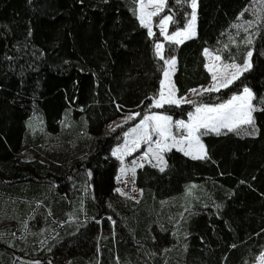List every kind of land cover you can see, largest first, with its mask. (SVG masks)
Listing matches in <instances>:
<instances>
[{
    "label": "trees",
    "instance_id": "trees-1",
    "mask_svg": "<svg viewBox=\"0 0 264 264\" xmlns=\"http://www.w3.org/2000/svg\"><path fill=\"white\" fill-rule=\"evenodd\" d=\"M253 1L197 0L196 35L164 48L165 59L177 60L179 97L211 83L207 48L240 65L251 51V68L192 104L156 108L149 106L165 63L155 44L163 37L141 25L139 0H0V264L22 255L46 264L257 261L264 251V11L251 44L236 27L251 18ZM191 12V0H166L170 32L185 28ZM245 87L254 93V133L203 135L205 159L171 149L164 171L137 169L139 200L117 196L112 149L123 128L106 133L112 121L126 112L188 118L201 103H223Z\"/></svg>",
    "mask_w": 264,
    "mask_h": 264
},
{
    "label": "snow or ice",
    "instance_id": "snow-or-ice-1",
    "mask_svg": "<svg viewBox=\"0 0 264 264\" xmlns=\"http://www.w3.org/2000/svg\"><path fill=\"white\" fill-rule=\"evenodd\" d=\"M154 5L155 11L145 12V8ZM165 6L164 0H149V4L146 5L144 0H139V20L141 25L148 28V35L152 36L154 33L152 32L151 27H149V21L151 17L158 15L160 11L163 10ZM191 21L189 22L187 28H184L179 31H174L171 35L167 33V27L172 21V17L165 16L163 19L159 21V26L161 29L160 34L164 36L165 40L172 43H183L185 39H189L195 35V20H196V8H197V0H191ZM252 22H249L251 26ZM248 44H251L252 41L249 39L246 41ZM164 45L161 43H157L155 45L156 55L164 61L166 65H169L173 71L175 68V58L165 59L163 54ZM205 54H209L208 50L205 49ZM252 56V52H247V58L244 60L243 65H238L236 63L225 64L223 69H217L216 72L213 73L212 79L215 82L212 87L205 89L204 91L212 92L218 91L220 88H227L230 84H232L235 80L239 79L240 75L244 72L248 71L251 68V64L249 63V59ZM217 60H220V57H216ZM232 69L233 71L229 72L228 70ZM212 71V69H209ZM218 73V74H217ZM163 75L165 79H168L170 73L167 69L164 70ZM162 89L159 93L158 98H154L153 104L149 107L162 108L164 105H179L181 102L192 104L191 100H182L175 98V88L174 85H171L168 91V94L165 95L163 90V81L161 82ZM196 92L195 89L191 90ZM253 95L251 91L245 87L243 89V93L240 95H233L229 100L225 103L215 104V105H206L201 103L196 107L195 113H189L188 122L183 120H179L175 122V127L178 130H185L187 135L181 136L180 139H177L176 135L173 134L172 127L173 122L172 118L167 115L152 113L149 115H144L140 120L139 124H137L134 128L130 129V133L134 135V138L131 140L129 144L126 141L124 155H128L131 151H135L140 147L141 142H145L149 144L148 152L144 153V158L146 159L149 153L152 154L153 158L158 160L162 167H160V171H164V167H166V161L162 155L163 152L171 150L173 147H177V145H183L187 142L188 150H185L181 147L179 150L183 151L186 156H191L193 159H205L207 157V152L204 149V145L200 142V137L203 135H208L209 133H215L217 135L222 133V130H227L228 132H233L238 129H241L242 125H253L254 121L252 118V112L255 111L251 104V100ZM136 115L134 114L132 117H128L127 119H134ZM245 134H252L244 130ZM128 132L125 133V136H129ZM156 137L155 141H153V137ZM169 140H171V144H169ZM155 144V147H151L152 144ZM193 144L197 146V151H193ZM121 149H116L113 152V155H120ZM123 159V156H120ZM157 166V165H154ZM143 167L142 164L138 165L135 161H133V166L130 169H121V174H125L126 172H131L133 177L135 176L136 168ZM119 179V177H118ZM117 192L124 194L121 189H116ZM264 264V254L259 258Z\"/></svg>",
    "mask_w": 264,
    "mask_h": 264
},
{
    "label": "rangeland",
    "instance_id": "rangeland-1",
    "mask_svg": "<svg viewBox=\"0 0 264 264\" xmlns=\"http://www.w3.org/2000/svg\"><path fill=\"white\" fill-rule=\"evenodd\" d=\"M144 3L146 5H148L149 4V0H144ZM164 3L166 4V0H164ZM164 9H165V6H164L163 10L158 13V15L151 17V19L149 21V27H151L152 32L154 33V35H155V29L156 28H158L159 32H161V29H160V26H159V21L161 19H163L165 16H170V15H163ZM155 10H156L155 6L154 5H150V6L146 7L144 11L147 13V12H152V11H155ZM196 10H197V8H196ZM248 10H249V15H251V18H249V19H245V18L240 19L238 21L236 27L241 29L244 32H248V37H249V39H251L252 38V33H253V27L255 26L257 21L260 20L261 17H262V14H263V11H264V0H254L252 2V4L249 6ZM139 15H140V12H139V2H138V16ZM249 22H252L251 26L249 25ZM170 23L168 24V27H167L168 35H171L174 32V31L170 32V29H169ZM188 24H187V26H188ZM187 26L185 28H187ZM194 27H195V35H196V33H197V18L195 20V26ZM179 30H182V29H178L177 31H179ZM162 37H163V40L162 41H157L156 44L157 43H161V44L164 45V48H165V43L169 42V41L165 40L164 36H162ZM185 40H187V39H185ZM164 48H163V54H164ZM207 50H208L209 54H205V53L204 54H205V58H206V62H207L206 63L207 69L208 70L212 69V71L209 70V72L211 73V76H213V73L216 72L217 69H221L222 70L223 66L225 64L236 63V62H224L219 54L214 53L209 48H207ZM217 56L220 57V60L216 59ZM171 58H173V57H171ZM171 58H169V59H171ZM174 58H175V61H176L174 71L169 65L165 64V69H167L169 71V73H170V76H169L168 79H165L164 75L162 77V81H163V85H164L163 90L165 92V95L168 94L170 86L174 85L175 93H176V95H175L176 99L194 101L197 98L198 95H200L203 92H205L204 91L205 89H208V88L212 87L213 84L215 83L213 81V79H212V81H211V83L209 85L195 88L196 92L190 91L187 95H185L183 97H179L177 95V88H176V85H175V82H174V73L176 71V64H177L176 57H174ZM248 59H249V63L251 64V58H248ZM236 64H238V63H236ZM238 65H240V64H238ZM228 71L231 72L233 70L229 69ZM161 89H162V84H161L159 93H160ZM248 89L251 91V93L253 95V98H254V93H253L252 89H250V88H248ZM159 93L156 96H154V98H158ZM242 93H243V91L241 93H238V94H235V95H240ZM154 98H153V100H154ZM253 98L251 100L252 106H253ZM225 102H223V103H225ZM183 103L184 102H181L179 105H181ZM206 105H210V104H206ZM152 113L163 114V115L170 116L172 118V122H173L172 131H173V134L176 135L177 139H180L181 136H183V135H187V132L185 130H178L175 127V122L179 121V120H183L185 122H188L189 116H188V118H175L174 116H172L170 114H167L165 112H150V113H147L146 115H149V114H152ZM192 113H195V110ZM134 114H136V112H126L123 116H121V117L117 118L116 120L112 121L107 126L106 131H105L106 133H110V132H112V131H114V130H116L118 128H121V127L123 128L122 129V134L120 135L118 142L114 145V147L112 149V154H113V152L116 149H118V148L121 149L120 155H114L119 161L118 172H117V175H116V189H118V188L121 189L124 194H121V193H119L117 191H116V193H117V196L119 198H122L124 200H139L141 198V196H142V190L140 188H138L136 183H135L136 172H135V176L134 177H133V175H132V173L130 171L126 172L125 174L122 175L121 174V169L122 168L123 169H130L133 166V161H135L138 165L142 164L143 166L146 165V164L153 165V166L157 165L156 167H158V168L163 166V165L160 164V162L158 160L153 158L151 153H149V155H148V157L146 159L144 158V153L148 152L149 144L145 143L143 141L141 142L140 147L137 148L135 151H131L130 154L124 155V152L126 151V149H125L126 141L130 144L131 140L134 138V135L130 133V129L134 128L137 124H139L140 120L143 118V117L139 118V115H136L134 119H127L128 117L134 116ZM252 118H253V112H252ZM37 126H38V123H36V127ZM247 126H248L247 128L253 129V131H250V133L255 132L254 125H247ZM223 131H225V130H222V132ZM126 132L130 133L129 136H127V137L125 136ZM155 139H156V137L154 136L153 137V141H155ZM200 142L204 145V142L202 141V136L200 137ZM171 143H172L171 140H169V144H171ZM151 147L154 148L155 144L153 143L151 145ZM181 147H183L185 150H188L187 142L185 144H183V145H177V147H173L171 149H178L179 150ZM204 149L206 151L205 145H204ZM193 151L194 152L197 151V146L195 144H193ZM166 152L167 151L163 152L162 155H163L164 160L166 161V165H167ZM120 156H123V159H121ZM138 168L139 167L136 168V171H137ZM118 177H119V179H118ZM104 236H105V232H103V234L100 236L99 241H101V239ZM43 242L46 243V241H43ZM59 243H61V242H59ZM59 243H57V245H59ZM48 244L49 243H47V245ZM263 254H264V252H263ZM261 256L258 257L257 261L254 264H262L261 260L259 259ZM45 261H48V264L50 262H52L50 260V258H48ZM16 264H46V262H44L42 260L39 261L37 259H35V260L34 259H30L29 257L25 258V255H22V257L18 260V262ZM58 264H60V263H58Z\"/></svg>",
    "mask_w": 264,
    "mask_h": 264
},
{
    "label": "crops",
    "instance_id": "crops-1",
    "mask_svg": "<svg viewBox=\"0 0 264 264\" xmlns=\"http://www.w3.org/2000/svg\"><path fill=\"white\" fill-rule=\"evenodd\" d=\"M205 53V52H204ZM207 66V65H206ZM248 126L247 125H242L241 126V131H242V133H245V131L244 130H247V132H249L250 133V131H253V129H251V128H247ZM225 131H227V130H225ZM224 132V131H223ZM254 133V132H253ZM264 252V251H263ZM263 254V253H262ZM261 254V255H262ZM260 255V256H261Z\"/></svg>",
    "mask_w": 264,
    "mask_h": 264
}]
</instances>
